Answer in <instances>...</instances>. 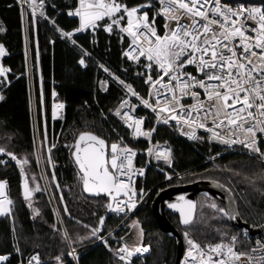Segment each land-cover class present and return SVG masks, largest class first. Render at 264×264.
I'll list each match as a JSON object with an SVG mask.
<instances>
[{
	"label": "trees",
	"instance_id": "trees-1",
	"mask_svg": "<svg viewBox=\"0 0 264 264\" xmlns=\"http://www.w3.org/2000/svg\"><path fill=\"white\" fill-rule=\"evenodd\" d=\"M228 3H263L262 0H223ZM45 16L54 21L53 26L36 15L33 24L31 11L26 10V28L22 25L21 10L17 0H0V44L6 50V57L1 61L4 67L10 68L8 84L0 87V148L31 159L33 129L35 118L37 129L42 132L45 124L47 137L51 129L59 132L54 149L49 152L51 163L46 160V168L50 175L53 192L57 198L61 219L73 248H80L77 259L68 255L69 246L62 228L55 222L45 196L38 194L35 204L32 198L25 202L22 195L23 181L29 180L27 174L21 176L20 167L10 156L0 153V181H6V193L13 201L11 216L0 217V255H9L4 264H22L24 257L31 253H39L42 264H57L56 256H60L62 264H121L109 251L116 247L108 240L104 242L90 237L92 228L99 226L100 217H105L100 237H104L119 223L106 212L108 197L97 196L85 192L82 181L78 180V168L72 157V145L80 132L88 131L102 137L108 143L115 140L114 131L126 133L109 117V112L116 104L120 93L110 86L106 93L95 92L94 73L92 69H80L77 55L64 42L59 40L57 27L63 31H73L77 20L69 18L67 11L75 8L76 0H44ZM143 0H127L131 6ZM55 5V7H53ZM152 14H150L151 16ZM158 30H162L157 20ZM56 28V29H55ZM27 35L31 58V77L25 74L23 56L24 36ZM82 45L88 44L85 36L77 38ZM97 51L100 58L117 73L127 77H135L137 82L131 84L142 94L145 92L143 78L137 76L142 68L126 62L120 56V47L127 43L124 39L107 36L102 31L97 33ZM52 42V43H51ZM37 53L39 60L37 61ZM127 69V71H124ZM41 90L43 106L41 107ZM52 91L56 92V100L64 103L63 116L53 123L50 121V100ZM34 105V112L31 103ZM106 116L108 121L103 119ZM155 140L167 141L173 149V161L166 172L173 178L163 182V175L148 171L146 187L153 192L148 200L133 216L143 230V245L150 247V254L143 258H133L130 264H173L176 253V241L163 234L157 227L150 212V204L156 193L166 188L190 184L196 181H214L227 187L235 200L239 216L243 222L253 228L264 225V165L238 157L220 154V150L204 141L192 145L176 138L172 132L158 127ZM132 147L135 145L129 143ZM215 165L207 163L204 156H218ZM33 162V161H32ZM30 167L33 168V163ZM82 175V174H81ZM55 176V179H53ZM158 186V187H157ZM157 187V188H155ZM61 197L63 199H61ZM199 198L204 201L200 204ZM194 220L182 227L176 216L166 213L168 221L185 240V232L190 239L201 245L218 242L231 236L238 237L237 250H245L249 239L239 230L234 229L224 214L210 208L209 201L198 196ZM31 204V208L28 204ZM33 207L39 215H33ZM67 209V211H65ZM219 216L220 220L215 218ZM87 225L88 227H85ZM14 229V231H13ZM121 230L117 235L124 236ZM90 237L88 239H80ZM186 241V240H185ZM185 246V245H184ZM18 247L19 253L15 250Z\"/></svg>",
	"mask_w": 264,
	"mask_h": 264
},
{
	"label": "snow or ice",
	"instance_id": "snow-or-ice-1",
	"mask_svg": "<svg viewBox=\"0 0 264 264\" xmlns=\"http://www.w3.org/2000/svg\"><path fill=\"white\" fill-rule=\"evenodd\" d=\"M17 3L21 6L22 21L26 10L31 11L33 24L37 11L47 19L43 11L44 0H17ZM149 10L152 11L151 16ZM68 15L78 18V27L67 32L57 27V31L73 45H76L74 32L95 31L99 27L109 34L115 31L122 43L127 37L128 46L122 51V56L144 69L136 75L142 77L147 85L146 96L108 68L101 67L125 93L113 115L119 118L133 139L144 138L148 141L145 151L150 158L163 160L171 166L172 149L167 141L163 145L152 143L156 125H166L189 140H203L204 137L197 135V131L203 129L209 134V142L240 144L264 161V152L259 147V137L264 136V7L245 3L234 7L223 0H155V3L153 0H143L131 6L127 0H78ZM157 17L163 20L162 30L157 28ZM3 31L5 29L0 27V32ZM6 54L4 45L0 44V57ZM25 55L27 62V51ZM87 55L83 51V56ZM83 56L78 63L86 67ZM189 66L195 68V75L186 71ZM10 71V68L0 65V78H3L0 84L8 82L7 74ZM100 85L102 90H106L107 81H101ZM56 95L53 91V98ZM132 98H135V102ZM3 99L4 96L0 95V100ZM186 99L191 102L185 103ZM64 106L63 103H53L54 119L57 110ZM141 106L154 116L155 123L151 128L145 129L144 117L135 115ZM71 147L78 174H82L80 179L85 192L108 197L106 208L117 214L136 207L137 192L133 178L144 174V168H136L134 164L136 149L125 144L122 137L109 144L88 131L80 132ZM0 153L10 156L24 177L23 166L28 164L27 158L20 159L3 148H0ZM48 162L51 163L50 156ZM165 178L171 179L167 173ZM5 189L6 181H0V216L10 217L13 201ZM22 189L25 202L31 200L34 191H40L38 185L35 189L30 188L26 180ZM140 198H143L142 189ZM186 203L191 209L192 202ZM28 206L31 208L30 203ZM169 207L180 211L182 224L190 223L182 207L177 204H170ZM211 207L216 208V205ZM217 210L235 218L232 212L223 208ZM33 215H39V211L33 209ZM104 219L100 217L99 226L91 229L90 237L103 239L98 233ZM139 234L141 241L138 244L132 247L124 244L115 250L109 248V251H113L123 264H130L133 256L150 250L142 243V229H139ZM64 236L70 243L73 242L67 233ZM185 240L189 248L180 264H252L253 258L249 253L236 251L238 237L235 235L230 240L221 239L218 243L203 247L190 239L187 232ZM104 243L108 247L107 241ZM15 250L20 251L18 247ZM252 251L256 252L257 249L253 248ZM68 255L77 259L75 249L69 251ZM55 259L57 264H62L60 256ZM7 260V255H0V264ZM28 264H42L39 253L32 255Z\"/></svg>",
	"mask_w": 264,
	"mask_h": 264
},
{
	"label": "built area",
	"instance_id": "built-area-1",
	"mask_svg": "<svg viewBox=\"0 0 264 264\" xmlns=\"http://www.w3.org/2000/svg\"><path fill=\"white\" fill-rule=\"evenodd\" d=\"M77 2H78V0H76V5H77ZM153 2L155 3V0H153ZM262 2L263 3H245V4H247L249 6H253L254 5V6L264 7V0H262ZM225 3H228V2H225ZM229 4H231L232 6L235 7L239 3H229ZM17 6L21 10V6L18 3H17ZM71 10H74V8L71 9ZM43 11H44V13L46 12V4H45V2H44ZM66 14H67V16L69 18L77 20V27H78V24H79L78 18L75 17V16H69L68 15V11L66 12ZM149 14H152L151 10H149ZM36 15L39 16L40 18L46 20L50 25L53 26V21L42 17L39 14V11H37ZM157 20L160 21L161 28H162L163 27L162 18L157 17ZM157 20H156V24H157ZM22 25H23L24 28H26V11L24 13V18H23V21H22ZM56 31H57V29H56ZM99 31H102V33H104L107 36H111V37L120 39V36L115 31L112 34H109V33H106L103 30V27H99L95 31L89 29V30L82 31V32H74L73 39L76 41V45H73L69 40H67L65 38H62L60 32L57 31V33L59 35V40L64 42L77 55L76 65L82 70L92 69V71L94 73V88H95V92L106 93L110 86H114L118 90V92L120 93V97L118 98L116 104L114 105V107L109 112V117L111 118V120L113 122H115L126 133V139L123 137V135H121L120 133H117L116 131H114L115 140L112 141V142H117L122 137L123 140H124V143L129 145L130 147H132V146L129 143L134 144L135 146L132 147V148L137 150V155H136V157H134L135 167L136 168H144V174L142 176L141 175H137V176H135L133 178L134 179V187H135L136 192H137V197L135 198L136 199V207L134 209H132L131 211H127L126 210V212H122V213H119V214L111 212V211H109L106 208L107 214H109V216L114 217L116 220L119 221V223L103 239H105L107 237L110 238L111 243L115 247L119 248L121 245H124V243H123V239H119L118 238L119 236L117 235V233H119V231H121V230H124V231L128 232V229H127L128 227L126 226L127 222L136 214V212L142 207V205H144L146 203V201L148 200L149 196L151 195V193L154 190V187H152L151 189H147V187H146L148 171L156 172V173H159V174L163 175V177H164V181L163 182H169L173 178L166 172V168L170 167L167 163H165L163 160L157 161L154 158H150L147 155L145 149L148 146V141L145 140L144 138L133 139L132 136L129 134L128 129L125 128L122 125V123L120 122L119 118H117L116 116L113 115V111L118 106L121 98L124 97L125 93H124L122 87L116 81H114L112 79V77L107 72L104 71V68L101 67V65H103L104 67L108 68L111 71V73H114L116 76L120 77L121 79H123L124 81H126L129 84H131L132 82H137V81H136L134 76L133 77H127V76H123V75L117 74L106 63L105 60H102L100 58V56H99L100 54L97 51V44H98L97 33ZM80 36L87 37L88 44L86 46L82 45V43L77 40V38L80 37ZM124 39L127 40V37H125ZM127 46H128V41H127V43L125 45H122L120 47V50H119L120 51V56L126 62L131 63L130 61H128L126 58H124L122 56V51L124 49H126ZM82 50L86 51L88 53V55L87 56H83V51ZM26 51H27V62H26V55H25ZM23 56H24V62H25V74H26V76L28 78H30L31 77V58H30L29 43H28L27 35L24 36ZM82 56H83V58L86 61V67H81V65L78 63V61L81 59ZM143 71H144V69L142 68L141 72H143ZM186 71L192 72L194 75L196 74L195 73V68L192 67V66H189L186 69ZM101 81H107L106 90H102L101 89V85H100ZM143 85H144V88H145L144 94H142L134 86L133 87L141 95L146 96V94H147V85H145L144 83H143ZM52 93H53V91H52ZM52 93H51V100H50L51 101L50 102V121L53 123L58 118H61L63 116V112H64L65 106H64L63 109H58L57 110V116L54 119L53 115H52V105H53V103H61V102H58L56 100V97L53 98ZM132 100H133V102H135V98H132ZM190 102H191L190 100H187V99L185 100V103H190ZM32 107H34L33 104H32ZM135 115L144 117V125H143V127L145 129L151 128L154 125V123H155L153 114L148 109H144L142 106L137 108V110L135 112ZM103 119H105V121H108V119L104 115H103ZM158 127H163V128L169 129L176 138L181 139V140H183V141H185L187 143H190L192 145H197V143L199 141H204V142H206V143L218 148L221 151L220 154L235 155V156H238V157H243V158L252 160V161L256 162L257 164L264 165V161H261V159L259 158V156L256 153L250 152L248 149L244 148L240 144L225 145V144L219 143L218 141L209 142V140L207 139L209 134L207 132H205L203 129H199L197 131V135L198 136L204 137L203 140H189V139H187V137L179 135V133L177 131H175L174 128H172V127H168L166 125H156V128H158ZM33 128H35V130L37 128L35 121H34V124H32V129ZM155 134H156V132L153 134V140H152L153 144L159 142V141L155 140ZM58 136H59V132L54 134L53 130L51 129L50 137H49V140H50V143H51L49 145V148L51 150L55 148V146L57 144V141H58ZM112 142H110L109 144H111ZM159 143L161 145L164 144V142H159ZM168 146H170V145L168 144ZM259 147H260L261 151L264 152V136H260L259 137ZM171 149H172V147H171ZM219 156L220 155H218V156H204V157H205V160H206L207 163H211L215 159H217ZM39 161H40V165H41V169L40 170L42 171L43 176L46 178L45 171H44V169L42 167L43 164H42V159H41L40 148H39ZM172 161H173V149H172ZM165 173H167L168 176L171 177V179H166L165 178ZM80 175L81 174H79L78 176L80 177ZM157 187H155V188H157ZM6 188H7V184H6ZM141 189L143 190V198L142 199L140 198V190ZM257 228L260 229V233L258 235H256V236H254V237H250V235L248 234V232L246 230H241L242 231V235L244 237H246L247 239H249V244H248L247 249H245V250H237L236 249V251H243V252L249 253L250 256L253 258L252 264H264V247H260L261 245H264V230L261 228V226L257 227ZM103 239H101V241ZM257 242H259V244ZM207 244H215V243H207ZM207 244H205V245H207ZM205 245H201V246L203 247ZM188 248H189V245L187 244L185 246L183 252H182V255H181V258H180L178 264H180V262L184 259V254L188 250ZM253 248H256L257 251L253 252L252 251ZM34 254H36V253H31L28 256H25L24 257V262L22 264H28V259ZM148 255H149V252L143 253L142 255L141 254H137V255H135L133 257H145V256H148ZM7 256H8V260H9V255H7ZM5 262H3V264Z\"/></svg>",
	"mask_w": 264,
	"mask_h": 264
},
{
	"label": "water",
	"instance_id": "water-1",
	"mask_svg": "<svg viewBox=\"0 0 264 264\" xmlns=\"http://www.w3.org/2000/svg\"><path fill=\"white\" fill-rule=\"evenodd\" d=\"M25 181H23L24 183ZM23 191V189H22ZM198 196L215 201L222 205L223 209L232 212L235 218L225 216L226 220L236 230H246L250 237H254L260 233V229L252 228L244 223L238 213L237 206L230 190L224 185L214 181H196L190 184L166 188L159 191L153 197L150 204V212L156 222L158 229L168 237H172L176 241V253L173 264H178L183 252V239L178 231L168 221L166 213H170L177 217L182 227L188 226L195 217ZM183 197V199H181ZM186 201L192 202V208L189 209ZM170 204H177L182 207L185 215L189 217L190 223L185 225L181 223L179 210H174L169 207ZM109 214L106 215L108 217ZM264 230V225L261 226Z\"/></svg>",
	"mask_w": 264,
	"mask_h": 264
},
{
	"label": "rangeland",
	"instance_id": "rangeland-1",
	"mask_svg": "<svg viewBox=\"0 0 264 264\" xmlns=\"http://www.w3.org/2000/svg\"><path fill=\"white\" fill-rule=\"evenodd\" d=\"M32 104L33 103H31V109H32V112H34V107H32ZM34 121H35V118L33 120V124H34ZM45 137H46V139H45ZM50 144L51 143H50L49 137H47V135H45L42 132H39V130L37 128H36V130H35V128H33V141H32V150H33L32 152L33 153L31 155V159H29L25 155H21V156H19V158L20 159L27 158V160H28V164L24 165L23 167H24V172L27 174V177H28V180H29V187L32 188V189H35L37 187V185H38L39 188H40V191H34L33 192L32 203L35 204V197L38 194L44 195L45 196V199H46V202H47V204H48V206H49V208L51 210V213H52V215H53V217L55 219V222L60 225V227L62 228L63 233L65 234V228H64V225H63V221L61 219V214H60L59 209H58L57 198L55 196V193L53 192V186H52L51 181H50V175H49V173L47 171V168H46V160H47V157L49 155V145ZM39 148H40L41 159H42V164H43L42 167H43V169L45 171L46 178L43 176V173L40 170L41 169V165H40V161H39ZM30 162L33 163L34 170L30 167ZM215 163H216V161L215 162L214 161L211 162V164H213V165H215ZM79 179H80V177L78 178V180ZM199 201H200V204H201L204 200L202 198H199ZM213 204H215L216 207L218 208V205H217V203L215 201H211V203L209 201L208 206L210 208H212L211 205H213ZM32 209H36V208L33 207ZM215 220L216 221L220 220V217L217 216L215 218ZM137 225L139 226V228L137 227ZM126 226L128 227L127 228L128 231L130 230L129 231L130 234L129 233L128 234L126 233L124 236H119L118 235L119 236L118 238L119 239H123V243L124 244H126V242L129 243V244H134V245L138 244L141 241V237H140V234H139V229H141V226H140L139 222L135 218L132 217L127 222V225ZM239 231L242 233L241 230H239ZM222 236H223L222 239H224L225 238V235H222ZM106 240L107 241L108 240L110 241V238L107 237V238L103 239L102 241H101V239H99L97 242H104ZM142 241H143V236H142ZM220 241L221 240H219L218 242H220ZM208 242L218 243V242H213V240L208 241ZM67 243H68V246H69V251H72V249H75V255H77V252L80 250V248H73L71 246L69 240H67ZM183 245L186 246L187 245V241L183 240ZM185 246L183 247V250H184ZM116 249H117V247H116ZM149 254H150V250H149ZM133 258H143V257H132L131 260ZM120 262H121V264L123 263L122 261H120Z\"/></svg>",
	"mask_w": 264,
	"mask_h": 264
},
{
	"label": "crops",
	"instance_id": "crops-1",
	"mask_svg": "<svg viewBox=\"0 0 264 264\" xmlns=\"http://www.w3.org/2000/svg\"><path fill=\"white\" fill-rule=\"evenodd\" d=\"M7 55V54H6ZM6 55L5 56H3V57H0V65H2V63H1V61H2V59L4 58V57H6ZM3 66V65H2ZM7 68V67H6ZM10 73V72H9ZM9 73L7 74V77H8V75H9ZM0 79H3V78H0ZM8 84V82L7 83H5V84H0V87L1 86H3V85H7ZM1 95V94H0ZM44 126V127H43ZM42 133H44L45 135H47V133H46V127H45V124L43 123V125H42ZM6 191V190H5ZM0 217H4V216H0ZM130 231V230H129ZM126 232L127 234L129 233L130 234V232ZM127 236V235H126ZM126 244L129 246V247H132L134 244H129V243H127L126 242Z\"/></svg>",
	"mask_w": 264,
	"mask_h": 264
},
{
	"label": "flooded vegetation",
	"instance_id": "flooded-vegetation-1",
	"mask_svg": "<svg viewBox=\"0 0 264 264\" xmlns=\"http://www.w3.org/2000/svg\"><path fill=\"white\" fill-rule=\"evenodd\" d=\"M219 204V203H218ZM221 205V204H220ZM222 206V205H221ZM223 208V207H222ZM224 214V213H223Z\"/></svg>",
	"mask_w": 264,
	"mask_h": 264
}]
</instances>
